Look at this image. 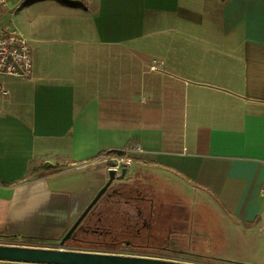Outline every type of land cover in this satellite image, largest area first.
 <instances>
[{
	"label": "crops",
	"instance_id": "crops-1",
	"mask_svg": "<svg viewBox=\"0 0 264 264\" xmlns=\"http://www.w3.org/2000/svg\"><path fill=\"white\" fill-rule=\"evenodd\" d=\"M14 23L35 75L0 76L1 243L64 235L113 150L133 165L97 204L141 194V170L264 238V0H31ZM34 160L59 168L27 178Z\"/></svg>",
	"mask_w": 264,
	"mask_h": 264
},
{
	"label": "rangeland",
	"instance_id": "rangeland-1",
	"mask_svg": "<svg viewBox=\"0 0 264 264\" xmlns=\"http://www.w3.org/2000/svg\"><path fill=\"white\" fill-rule=\"evenodd\" d=\"M10 19V16L6 17L7 21ZM141 172L136 183L140 185L139 190H143L141 194H134L135 197L128 202L120 203V213L132 215L129 219L133 221L132 227L128 224L125 229V226L120 228L117 225L118 231L105 235L103 238L111 240L110 247H85L75 245L71 240H67L63 247L152 257L167 255L211 264H264V238L242 228L236 219L224 212L219 201L187 188L182 193L175 192L165 177L161 180L156 174L149 176ZM100 204L97 211L109 208V204L104 207L103 203ZM138 209L146 215L139 225L140 219L134 218ZM63 236L56 239L24 238L23 241L61 247ZM122 239L146 245L148 249H135L123 244Z\"/></svg>",
	"mask_w": 264,
	"mask_h": 264
},
{
	"label": "water",
	"instance_id": "water-1",
	"mask_svg": "<svg viewBox=\"0 0 264 264\" xmlns=\"http://www.w3.org/2000/svg\"><path fill=\"white\" fill-rule=\"evenodd\" d=\"M127 173L110 172L107 183L98 192L61 240V247L33 246L0 242V260L43 264H202L171 258L111 253L103 251L67 249L63 245L71 239L85 217L111 186H120Z\"/></svg>",
	"mask_w": 264,
	"mask_h": 264
},
{
	"label": "built area",
	"instance_id": "built-area-1",
	"mask_svg": "<svg viewBox=\"0 0 264 264\" xmlns=\"http://www.w3.org/2000/svg\"><path fill=\"white\" fill-rule=\"evenodd\" d=\"M31 0H0V76L33 79L35 75L34 46L32 41L25 37L14 23V17L19 9ZM10 16L11 21L5 20ZM162 65L154 60L152 70ZM0 92L6 94L7 88L0 82ZM136 151H143L141 145L133 147ZM108 172L114 171L116 175L122 173L124 168L133 165V159L128 156L107 157Z\"/></svg>",
	"mask_w": 264,
	"mask_h": 264
},
{
	"label": "flooded vegetation",
	"instance_id": "flooded-vegetation-1",
	"mask_svg": "<svg viewBox=\"0 0 264 264\" xmlns=\"http://www.w3.org/2000/svg\"><path fill=\"white\" fill-rule=\"evenodd\" d=\"M129 203H133V202H129ZM106 204L107 205L109 204V208L100 209L98 211L96 210V208L99 207L101 204H96L93 207V209L90 211V213L82 221L80 226L77 228L73 237L69 240L75 238L78 232L81 231L82 237L79 239L90 241L94 243L96 246H98L97 248L110 247L108 246V244L111 242V240L108 241L103 237L105 235L109 236V234L118 231L117 225H119L120 228L125 226V229H127L129 227V226L127 227V225L129 224L130 215L120 213L121 204L118 202L113 201V202L105 203L104 205ZM104 205L102 206L104 207ZM138 210L142 211L140 209ZM141 221L142 220L140 219L139 223ZM66 233L64 234V236L66 235ZM122 241L123 244L125 243L126 245H132L135 249H139V250L148 249L146 245H136L135 243L128 242L126 239H122Z\"/></svg>",
	"mask_w": 264,
	"mask_h": 264
},
{
	"label": "trees",
	"instance_id": "trees-1",
	"mask_svg": "<svg viewBox=\"0 0 264 264\" xmlns=\"http://www.w3.org/2000/svg\"><path fill=\"white\" fill-rule=\"evenodd\" d=\"M105 155H108V156H115V155H117V156H127V152L126 151H122V150H113V151H109V152H106V153H100L96 157V159L104 157ZM58 168H59L58 166H52V165H47V164H40L39 165L34 160V161H31L27 178H30V177H32L34 175H37V173L40 170H42V169H45V170H57ZM81 237H82V232L79 231L78 234L76 235V237L71 240V242L73 244H75V245H81V246H85V247H92V248L98 247V246H96L94 243H92L90 241L79 239Z\"/></svg>",
	"mask_w": 264,
	"mask_h": 264
}]
</instances>
